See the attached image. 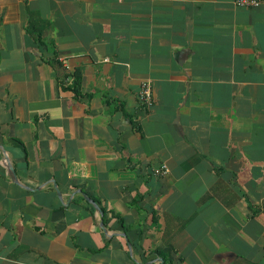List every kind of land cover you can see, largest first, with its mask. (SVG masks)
I'll list each match as a JSON object with an SVG mask.
<instances>
[{
	"label": "crops",
	"instance_id": "crops-1",
	"mask_svg": "<svg viewBox=\"0 0 264 264\" xmlns=\"http://www.w3.org/2000/svg\"><path fill=\"white\" fill-rule=\"evenodd\" d=\"M0 264H264V0H0Z\"/></svg>",
	"mask_w": 264,
	"mask_h": 264
},
{
	"label": "built area",
	"instance_id": "built-area-1",
	"mask_svg": "<svg viewBox=\"0 0 264 264\" xmlns=\"http://www.w3.org/2000/svg\"><path fill=\"white\" fill-rule=\"evenodd\" d=\"M260 3L261 0H234V4L244 7H254L258 6ZM65 67L68 68V65L66 64ZM138 101L144 108H148L153 103L152 89L147 81H144L141 84L140 90L138 92ZM166 171L167 169L165 167H161V169L158 170V172L162 174Z\"/></svg>",
	"mask_w": 264,
	"mask_h": 264
},
{
	"label": "water",
	"instance_id": "water-1",
	"mask_svg": "<svg viewBox=\"0 0 264 264\" xmlns=\"http://www.w3.org/2000/svg\"><path fill=\"white\" fill-rule=\"evenodd\" d=\"M85 198L87 201H89L90 203H92L94 205V207L98 208V206L95 204V202L88 196L85 195Z\"/></svg>",
	"mask_w": 264,
	"mask_h": 264
},
{
	"label": "trees",
	"instance_id": "trees-1",
	"mask_svg": "<svg viewBox=\"0 0 264 264\" xmlns=\"http://www.w3.org/2000/svg\"><path fill=\"white\" fill-rule=\"evenodd\" d=\"M78 82V76L75 74L74 78H73V85H75Z\"/></svg>",
	"mask_w": 264,
	"mask_h": 264
}]
</instances>
